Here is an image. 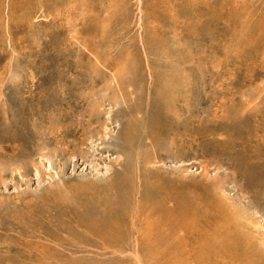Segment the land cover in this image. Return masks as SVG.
I'll return each mask as SVG.
<instances>
[{"label": "rangeland", "instance_id": "1", "mask_svg": "<svg viewBox=\"0 0 264 264\" xmlns=\"http://www.w3.org/2000/svg\"><path fill=\"white\" fill-rule=\"evenodd\" d=\"M170 246L264 264V0H0V264Z\"/></svg>", "mask_w": 264, "mask_h": 264}, {"label": "bare ground", "instance_id": "2", "mask_svg": "<svg viewBox=\"0 0 264 264\" xmlns=\"http://www.w3.org/2000/svg\"><path fill=\"white\" fill-rule=\"evenodd\" d=\"M157 211V210H156ZM164 214V219L163 220H161V221H157V222H154V223H151V222H149V223H147L149 226L150 225H155V226H160V225H162L163 223H165V224H170V223H176V221H175V215H172V216H170V218L168 217V215H167V212H164L163 213ZM174 218V219H173ZM142 219V218H141ZM171 220H172V222H171ZM153 221V220H152ZM136 224L137 223H140V220H138V222H135ZM165 224H163V226L165 225ZM140 225V224H139ZM171 226V229H170V232L169 233H166L163 237H161L160 235L157 237L158 238V240H161V242H164V243H166V244H170V243H172L171 241H173L174 239H176L177 237H180V230H178V229H176V226H175V224H171L170 225ZM111 227V226H110ZM109 227V231H112L113 229H115V228H110ZM114 227V226H113ZM134 227H135V225H134ZM160 228V227H159ZM230 228V227H229ZM147 229V228H146ZM152 229V228H151ZM158 229V228H157ZM166 229V228H165ZM114 231V230H113ZM134 231V230H133ZM152 231V230H151ZM108 233V232H107ZM162 234V233H161ZM105 235V234H104ZM101 236V235H100ZM103 236V235H102ZM101 236V237H102ZM138 236V235H137ZM140 236V235H139ZM138 236V237H139ZM107 238V236H103V239H106ZM109 238H112V237H109ZM109 238H107V240L109 241L110 239ZM162 238V239H161ZM181 240H182V238H181ZM234 241V240H233ZM148 242V241H147ZM235 242V241H234ZM207 241H203V244L202 245H200V247H199V249L200 250H205L207 247ZM164 250H166L165 251V254H163V251ZM153 252V251H152ZM152 252H150L151 253V255H152ZM178 252H179V256L178 257H176V255L178 254ZM150 253H148V255H150ZM205 253H206V257H208V258H212V259H214V260H216L215 259V257H211L209 254L210 253H208L207 251H205ZM153 256H156V257H160V258H158V260L159 259H162V260H164V258H166L168 261H167V263L166 264H177V261H179L180 260V249H179V247H171L170 246V249L168 248V249H160V251H154L153 252ZM172 259H175V260H172ZM211 260V259H210ZM208 260H207V258L205 259V261H204V263L206 264V262H207ZM213 261V260H212ZM214 262V261H213ZM194 262H191V263H189V264H193ZM216 263H218V262H216ZM208 264V263H207ZM213 264V263H212ZM219 264V263H218Z\"/></svg>", "mask_w": 264, "mask_h": 264}]
</instances>
